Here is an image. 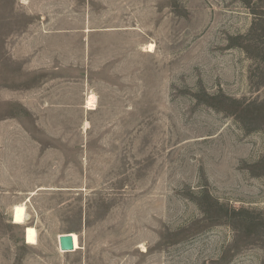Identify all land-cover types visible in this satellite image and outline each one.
<instances>
[{"label": "rangeland", "instance_id": "rangeland-1", "mask_svg": "<svg viewBox=\"0 0 264 264\" xmlns=\"http://www.w3.org/2000/svg\"><path fill=\"white\" fill-rule=\"evenodd\" d=\"M0 264H264V0H0Z\"/></svg>", "mask_w": 264, "mask_h": 264}, {"label": "bare ground", "instance_id": "bare-ground-1", "mask_svg": "<svg viewBox=\"0 0 264 264\" xmlns=\"http://www.w3.org/2000/svg\"><path fill=\"white\" fill-rule=\"evenodd\" d=\"M153 49H154V44H150L148 46V51H153ZM94 99H95L94 95H91L88 98L89 109L95 108L96 103H95ZM29 200H30V198H28L25 202L15 204L13 206V210H12L13 223L18 224V225L26 224L27 216H28L26 204ZM18 209H22V211H18ZM72 235L74 238L75 249H80L81 245H80L79 236L76 233H73ZM25 239H26L27 244H37V242H38V231L34 226H26L25 227Z\"/></svg>", "mask_w": 264, "mask_h": 264}, {"label": "water", "instance_id": "water-1", "mask_svg": "<svg viewBox=\"0 0 264 264\" xmlns=\"http://www.w3.org/2000/svg\"><path fill=\"white\" fill-rule=\"evenodd\" d=\"M60 249L72 251L75 249L74 238L72 233H64L59 236Z\"/></svg>", "mask_w": 264, "mask_h": 264}, {"label": "snow or ice", "instance_id": "snow-or-ice-1", "mask_svg": "<svg viewBox=\"0 0 264 264\" xmlns=\"http://www.w3.org/2000/svg\"><path fill=\"white\" fill-rule=\"evenodd\" d=\"M18 211H22V209H18Z\"/></svg>", "mask_w": 264, "mask_h": 264}]
</instances>
